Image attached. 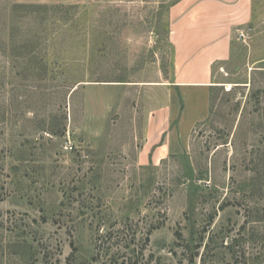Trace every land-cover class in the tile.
<instances>
[{
  "label": "rangeland",
  "instance_id": "rangeland-1",
  "mask_svg": "<svg viewBox=\"0 0 264 264\" xmlns=\"http://www.w3.org/2000/svg\"><path fill=\"white\" fill-rule=\"evenodd\" d=\"M180 1L0 0V264H96L97 232L124 228L120 264H190L179 245L204 241L202 264L264 218V0L220 86L190 93L165 85Z\"/></svg>",
  "mask_w": 264,
  "mask_h": 264
},
{
  "label": "crops",
  "instance_id": "crops-1",
  "mask_svg": "<svg viewBox=\"0 0 264 264\" xmlns=\"http://www.w3.org/2000/svg\"><path fill=\"white\" fill-rule=\"evenodd\" d=\"M255 10L256 0H181L172 7V26L168 34L172 69L165 85L188 93L196 89L210 91L220 86L214 70L217 66L222 69L234 57L239 32L252 22ZM150 84L163 85L160 79ZM207 108L196 122L208 117L210 104ZM161 113L155 114L149 128L160 126ZM167 113L170 114V108ZM151 136H154L152 132L148 134L147 145L160 141L152 140ZM147 149L152 150L151 147ZM162 149H156V152ZM139 158L142 159V153Z\"/></svg>",
  "mask_w": 264,
  "mask_h": 264
},
{
  "label": "trees",
  "instance_id": "trees-1",
  "mask_svg": "<svg viewBox=\"0 0 264 264\" xmlns=\"http://www.w3.org/2000/svg\"><path fill=\"white\" fill-rule=\"evenodd\" d=\"M250 219L251 220L247 222L248 224H252V226L248 228L247 223L243 225L238 235L233 237L230 243H224L225 239H223L222 245L219 247L216 245L218 244V236L217 238L213 236L211 242H208L205 247V252L201 258L202 264H206L209 260L213 262L212 264H225V261H228L229 264H264V230L260 231L259 227L256 226L264 225V218L258 214L256 218L251 215ZM150 235L151 231L142 234L143 258L145 256V250L150 242ZM176 236L178 241L182 242L184 240L181 233H177ZM135 242L136 235L127 234L125 228L123 230L110 229L106 232L103 231V233L98 231L95 239L96 254L92 262L96 264H120V260L123 257L132 260L139 255L137 250L132 249V245ZM203 243L204 241L201 242L199 247H195L189 242H184L183 245H179L183 248L186 255L190 254L188 256L190 257V264H194L195 258L200 256V252L195 254V250L201 249ZM73 257L68 260L71 262ZM153 259L154 255H150L149 261L147 263L145 262V264H152ZM43 264H53L47 253L43 257Z\"/></svg>",
  "mask_w": 264,
  "mask_h": 264
},
{
  "label": "built area",
  "instance_id": "built-area-1",
  "mask_svg": "<svg viewBox=\"0 0 264 264\" xmlns=\"http://www.w3.org/2000/svg\"><path fill=\"white\" fill-rule=\"evenodd\" d=\"M246 35H245V32L244 31H240L239 32V38H244Z\"/></svg>",
  "mask_w": 264,
  "mask_h": 264
}]
</instances>
